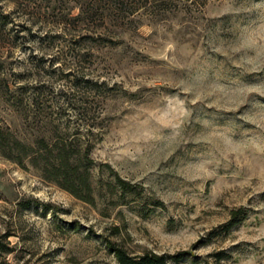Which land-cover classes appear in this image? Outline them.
I'll return each mask as SVG.
<instances>
[{"label": "rangeland", "instance_id": "rangeland-1", "mask_svg": "<svg viewBox=\"0 0 264 264\" xmlns=\"http://www.w3.org/2000/svg\"><path fill=\"white\" fill-rule=\"evenodd\" d=\"M0 14V75L23 101L0 91V126L29 148L0 149V264H119L108 241L264 264V0H0ZM74 75L103 91L72 90ZM61 138L81 177L42 161Z\"/></svg>", "mask_w": 264, "mask_h": 264}, {"label": "trees", "instance_id": "trees-1", "mask_svg": "<svg viewBox=\"0 0 264 264\" xmlns=\"http://www.w3.org/2000/svg\"><path fill=\"white\" fill-rule=\"evenodd\" d=\"M93 2L103 3L108 7L114 8L119 10L122 6H126L129 2H136L138 0H91ZM8 16H3L0 14V35L6 24ZM72 76V74H71ZM71 88L72 90H87L91 89L94 91H103L101 85H97L89 81L88 79H84L83 77L73 76L71 77ZM24 87H20L23 89ZM37 89V88H36ZM0 91L3 97L7 100H10L17 108L22 109L23 101L20 97L15 96V93L12 92L9 88V84L7 78L0 75ZM42 93V92H41ZM40 92H37L34 97L28 103V106L31 107H41L40 104ZM74 96V93L71 94ZM75 104L71 103V108H69L75 113L76 116H84L90 113L92 107V101L83 100L82 98L74 97ZM64 100V99H63ZM78 104V105H77ZM28 111V110H26ZM91 127H94V124H90ZM88 125V126H90ZM66 128H69L67 125ZM78 133V132H75ZM84 135V134H81ZM68 139V138H67ZM64 138L61 140L57 139V141L49 148V145L46 144L44 146L39 147V150L45 149L52 155V157H42V161L45 163H50L54 168L52 175L57 179L58 177H71V175L77 174L78 177L80 172H77L75 165L77 164L76 156L79 154V150L74 149V146H69L70 142L68 143ZM76 140L77 138H72ZM71 139V143L72 140ZM74 142V141H73ZM0 149L3 153L10 155L9 153H13L14 151L17 152L16 158L21 161L26 155L28 154V147L24 146L19 140L15 139L12 132L9 131L8 127L3 128L0 126ZM118 183L124 190L128 189V184L120 179H118ZM247 217V210L243 207L235 209L231 212L230 219L227 222L226 229L241 223ZM107 249L108 251L113 254L116 261L119 264H181V259L183 258V253H177L174 255H167L165 253H155L152 251H145L138 255L130 254L125 248L117 244L113 241L107 242Z\"/></svg>", "mask_w": 264, "mask_h": 264}]
</instances>
